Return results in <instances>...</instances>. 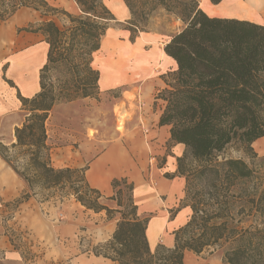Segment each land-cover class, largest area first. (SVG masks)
<instances>
[{"label":"trees","instance_id":"1","mask_svg":"<svg viewBox=\"0 0 264 264\" xmlns=\"http://www.w3.org/2000/svg\"><path fill=\"white\" fill-rule=\"evenodd\" d=\"M6 1L14 3L16 8L30 7L27 0ZM122 1L130 13V19L125 22L130 41L139 33L149 31L148 22L159 11L174 16L182 25L180 31L169 35L165 44L164 52L174 61L176 70L167 88L158 95L165 102L159 125L169 126L171 141L185 147L184 155L177 159L178 173L184 177L182 163L186 157L204 162L206 166L199 171V176L212 175L210 186L218 192L220 185L219 191L225 196L236 183L258 181L259 176L241 159H225L220 163H212L211 159L232 143L240 145L245 153L251 152V145L264 138V24L209 16L196 0ZM209 1L217 5L222 0ZM74 2L80 13L76 17L68 15L71 25L66 30L59 29L52 21L18 29L41 35L47 45L45 63L38 75L39 91L31 97H22L17 92L26 115L14 129L15 142L11 147L23 150L28 158L27 171L17 172L9 157L0 153L28 186L33 183L47 188L65 186L69 176L79 172L52 166L45 124L57 102L98 95L100 76L93 66V56L99 51L102 37L114 17L102 0ZM59 68L72 75V79L55 85L50 75ZM125 181L112 182L111 200L118 208L122 207L119 199L122 190L118 187ZM260 183L256 182L251 189L242 187L235 196L250 204L253 221L249 228L237 231L233 240L235 247L222 258L224 264H264V189H259ZM83 189V195L76 198L83 207L94 212L105 211L108 216L120 215L111 239L93 248L94 254L114 264H183L185 251L200 254L204 247L210 246V240L217 242L228 236L225 220L214 225L212 231L217 235H207L206 223L219 217L217 214L208 218L199 216L197 202L190 206L192 214L186 224L173 231V248L158 246L151 252L145 236L147 219L136 218L131 194L129 211L125 213L101 205L100 193L87 184ZM128 190L132 192L131 184ZM183 204L188 207L184 199ZM193 226L203 228L197 237L189 235Z\"/></svg>","mask_w":264,"mask_h":264},{"label":"crops","instance_id":"2","mask_svg":"<svg viewBox=\"0 0 264 264\" xmlns=\"http://www.w3.org/2000/svg\"><path fill=\"white\" fill-rule=\"evenodd\" d=\"M45 1L70 15L80 13L74 0ZM114 1L122 11L123 19L129 20L130 13L123 1ZM10 20L0 22V120L18 127L22 122V111L17 92L22 97H31L39 91L38 75L45 63L47 45L39 34L18 32V29L40 20L36 10L21 8ZM168 38L167 34L157 30L139 33L133 41H122L127 49L121 55L106 56L104 71L94 67L99 71V82L105 76L100 86L107 89L124 87V93L134 91L139 101L127 120L130 122L124 135L114 130L102 144L97 139H86L77 155L69 157L67 153H61L56 160L61 163L58 165L53 163L50 155L55 169H84L86 184L100 193L103 205L110 210L118 209L116 202L111 200L114 196L112 182L125 179L131 184L136 218L147 219L145 236L151 252L158 246L173 248V231L184 226L191 216L189 207L183 204L185 181L177 171V159L184 155L185 147L171 141L169 126L159 125L165 102L158 95L167 88V73L176 70L174 61L164 52ZM100 51L101 45L98 53ZM33 67L36 70L35 90L25 95L21 91V83ZM118 106L131 113L128 104ZM257 142L260 141H255L252 147ZM10 143H14V136ZM9 171L15 175L11 168ZM2 184H6L5 187ZM0 188L4 191L6 188L5 192L10 193L14 184L5 177ZM118 220L117 213L108 216L105 211L94 212L76 200L69 201L63 220L53 227V252L63 260V264H114L94 254L93 248L111 239ZM82 238L90 241L87 249L80 246ZM0 264H27L21 250L5 235H0ZM183 264L224 263L217 254L204 256L203 253L185 251Z\"/></svg>","mask_w":264,"mask_h":264},{"label":"rangeland","instance_id":"3","mask_svg":"<svg viewBox=\"0 0 264 264\" xmlns=\"http://www.w3.org/2000/svg\"><path fill=\"white\" fill-rule=\"evenodd\" d=\"M196 1L198 5L202 3L201 0ZM235 1L231 0L229 2L228 0H222L219 4L213 5L207 0V5L204 9L206 11L209 10V16L238 18L264 24V15L262 12L249 5V9L252 12L251 17L253 18L238 13L236 10L217 9L223 3H226L229 8H233ZM237 1L244 2L245 0ZM27 4L30 7L16 8L14 3L0 0V22L6 20L10 22L12 15L21 8H32L36 9L40 16V20L34 24V27L47 21H52L61 30H66L70 27L71 23L68 18L70 14L62 8L50 6L45 0H27ZM102 4L112 13L114 20L110 22L109 29L106 30L102 37L101 45L108 34L111 33L114 38L112 37L108 41L109 48L107 50L103 49L99 53L96 52L94 54L93 66L100 71H104L105 65H107L105 60L106 56L115 53L121 55L125 49L118 46H122V41L126 39L130 40L131 37L130 32L126 30L129 27L125 24L126 21L123 19V15L122 18H119V15H117L116 9H120L116 6L115 1L102 0ZM205 10L203 11L206 13ZM78 15L70 16L76 17ZM181 27V23L174 16L159 11L150 18L146 29L164 32L169 37V35L180 31ZM35 74L36 70L33 67L31 73L22 81L21 91L23 94L30 95L35 90ZM167 74L169 82L172 72H168ZM71 79L72 75L65 74V70H62V68L52 71L50 75V80L55 85L64 80L69 81ZM124 90V87L107 89L98 84V95L96 98L78 99L72 102H57L52 107L48 114L45 127L46 142L50 147V155H52L55 165L61 164L56 161L61 153L65 152L69 157H73L74 154L77 155L78 152H81L82 144L86 139L91 141L97 139L102 144L103 141L108 139L107 135L114 130L119 135H124L126 125L130 121L126 120L125 124L119 128V122L114 116L115 106L128 104L131 113L126 111L132 115V111L139 105L135 92L124 93ZM125 94L126 96H131V102L125 100ZM25 115L26 112L22 111L20 114L22 122ZM15 128L7 122L5 123L0 120V153L9 157L17 172H23L27 171L28 158L26 155H23V150L12 148V143H10V139L14 136ZM259 141H264V138L259 139ZM251 148V152L245 153L240 145L232 143L222 152L214 154L211 160L212 163H220L225 159L243 160L259 176L258 181L261 182L259 189H264V154H260L252 145ZM204 166H206V163L194 161L190 157L184 159L182 163L183 178L185 181L184 203L190 209L192 204L198 202L199 204H196V206L200 211L198 213L199 216L204 215V217L208 218L216 217L214 215L217 214L218 219L208 220L206 223L207 228H205V232H207V235H217L216 232L212 231L215 227L214 225H219L224 220L226 221L227 238H222L217 242L210 240V246L204 247L202 250L204 256L217 254L223 258L227 251L235 247L233 240L237 231L241 228H249L253 221L251 214L253 212L249 210L250 204L246 200L240 201L236 199L235 196L242 187L251 189L258 181L253 180L249 183L246 182L244 185L236 183L235 186L230 188L228 195L225 196L221 190L219 191L220 185L219 187L217 186L218 192H215L210 186L213 178L212 175L206 174L203 177L199 176L198 173ZM9 168L10 166L0 157V183L6 177L7 180L14 184V189H11L10 193L5 192L7 191L6 188H4L5 191L0 188V235H5L10 241L14 242L16 248L21 250L22 257L27 264H63V260L53 252L55 243L53 227L62 221L60 220V215H64L65 206L69 201L76 200L78 196L83 195V188L86 186L83 177L84 169H77L79 172L69 176L65 186L58 185L47 188L40 183H33L31 186H28L12 170L16 176L13 175L9 171ZM2 185L5 187L6 184ZM128 185L129 183L125 181L118 187L122 190L121 196L119 197L122 207L117 210L125 213L129 211L127 205L128 198H130L131 194L128 190ZM18 199L20 200L19 203L16 202ZM99 203L103 205L101 197ZM199 223L201 222L199 221ZM202 230L203 228L193 226L189 230V235L197 237L202 233ZM83 241L82 238L80 246H84L87 249L90 246V241ZM47 250L49 251L48 253Z\"/></svg>","mask_w":264,"mask_h":264},{"label":"bare ground","instance_id":"4","mask_svg":"<svg viewBox=\"0 0 264 264\" xmlns=\"http://www.w3.org/2000/svg\"><path fill=\"white\" fill-rule=\"evenodd\" d=\"M228 1L230 2L231 0H228ZM201 2L202 3H199V7L201 9L205 10L204 7L207 5V0H201ZM248 5L252 6L254 8H257L264 15V0H245L244 2H238L236 0L235 3L233 4V8H229V6L226 3H223L222 5H219V7L217 9L233 10V11L236 10L238 13H241V14H243L245 16L251 17L252 16V12L249 9ZM116 12H117V15H119V18H122V15H123L122 11L116 9ZM206 13H208V15H209V10L206 11ZM251 18H253V17H251ZM112 37L113 36L110 33L104 38V40L102 42V45H101V50H103V49L107 50L109 48L108 47V41ZM118 47H120L122 49H125V50L127 49V45H125V44H122V46L119 45ZM104 80H105V76L102 77V79L100 80V82H99L100 85H102V83H104ZM125 99L126 100H131V96H126V94H125ZM114 116H115L116 120L119 122V125H118L119 128H121L125 124L126 120L131 118V114L127 113L123 106H115ZM118 130H121V129H118ZM253 147L260 154L264 153V141H260V142L255 143ZM149 235L152 236V232L151 231L149 232Z\"/></svg>","mask_w":264,"mask_h":264},{"label":"built area","instance_id":"5","mask_svg":"<svg viewBox=\"0 0 264 264\" xmlns=\"http://www.w3.org/2000/svg\"><path fill=\"white\" fill-rule=\"evenodd\" d=\"M60 220H63V216L62 215H60Z\"/></svg>","mask_w":264,"mask_h":264}]
</instances>
